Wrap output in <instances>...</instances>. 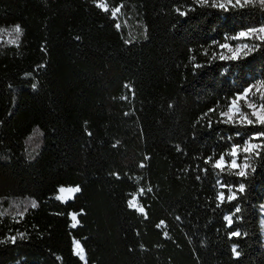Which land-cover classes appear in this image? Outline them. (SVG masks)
<instances>
[{
  "label": "trees",
  "instance_id": "obj_1",
  "mask_svg": "<svg viewBox=\"0 0 264 264\" xmlns=\"http://www.w3.org/2000/svg\"><path fill=\"white\" fill-rule=\"evenodd\" d=\"M98 2L0 0V31L22 29L0 37V264H85L75 240L87 264H264V148L245 176L212 167L264 131L220 116L264 80V36L239 37L264 6ZM242 40L248 55L219 58ZM140 189L147 218L128 206Z\"/></svg>",
  "mask_w": 264,
  "mask_h": 264
},
{
  "label": "snow or ice",
  "instance_id": "obj_2",
  "mask_svg": "<svg viewBox=\"0 0 264 264\" xmlns=\"http://www.w3.org/2000/svg\"><path fill=\"white\" fill-rule=\"evenodd\" d=\"M195 2L201 6H206L209 4V0H195ZM250 2H251V0H243V3H242V0H212L211 6L227 10L229 6H231V7H237V6L244 7L246 4H248ZM260 3H261V5H264V0H260ZM96 6L98 8H101L105 12L109 11L108 5L106 2H104V0H100V2L96 3ZM122 7H123V5H120L119 7H116V8L111 10L112 18L117 17V14L120 13ZM177 12H179V14L181 16L186 15V13L184 11H181L179 8L177 9ZM115 27L117 29H119L120 24L117 23L115 25ZM13 31L16 34V39L11 40L10 43H16V40H18L19 36L22 35V29L20 28L19 25H17ZM257 32L264 33V27H261L259 29L253 28V29H250L248 32H241L240 36L252 35V34H255ZM236 38L237 37H233V39H236ZM262 39H264V37H262ZM219 47L220 48H227L228 51L230 53H232L231 55H225V54L221 53L219 55V58L220 59H229V60L238 59L241 50L243 48H248L247 45H242V46L237 47L236 49H232V48H229V46L227 44L220 45ZM251 50H252L251 48H248V51L244 52L243 54L246 56V55H248V52H250ZM205 54H207V53H205ZM215 58H216V55H213L212 59H215ZM193 59H194V57H193ZM195 67H200V65H195ZM33 87H35V85H33ZM125 87H129V85H125ZM253 88H256L257 91H261L262 89H264V81H262L260 83V85H258V86L253 85L250 88L244 89L243 93L240 96H238L232 100L231 104L228 107V110L220 113V116L222 118L223 123H234V124L238 123L241 125H259V126L264 127V103H260L258 106H257V104H254V103H247V107L249 109H251V111L249 113L242 112L237 105V101L245 99V97H247L248 93L252 92ZM260 99L264 100V94L261 95ZM252 139L264 140V131H260L258 133L253 134ZM252 139L247 141L242 149L239 146H233L232 150L227 154V155L232 157L230 162H226L224 159V156H221L218 160L215 161V163L212 164V167L220 169V171H224V166L227 163V167L229 168V170L239 169L235 174L238 176H245L246 175L245 169L249 167V165L247 163V160L249 159V157L248 156L245 157L244 163L241 166L240 164L237 163V159H236L237 154L239 152L243 151L244 153L255 152L256 155H259V152L257 150L264 148V144L252 143ZM206 162H211V158H209V161H206ZM140 166L143 167L144 165L141 164ZM221 187H227V186L221 185ZM58 191H59V195L56 196V199L61 200L62 202H67V199L72 198L73 194L79 193L81 191V189L79 186L68 187V188L60 187L58 189ZM143 191H144V189H140L141 194L143 193ZM148 191H151V189L149 188ZM239 191H241V192L244 191V185L243 184L240 185ZM228 192L230 193V195L227 196V199L229 201L236 198L235 193L232 191V189L230 187L228 188ZM218 199L221 203L224 202L225 195L223 192H221L219 194ZM31 206L36 207L35 201L31 202ZM128 206L130 208L136 209L138 212H140L142 214H145V218H147L144 208L138 204L135 197L128 202ZM217 206H219V205H217ZM235 211L239 212L240 209L236 208ZM20 215L22 216L23 213H20ZM71 220L73 221L71 227H76L77 223H79V221L77 220V214H75V213L71 214ZM225 220L227 221L228 225L231 226L232 217L231 216H225ZM162 224H163V221H161V225ZM157 226L160 227V225H157ZM164 235L167 236V233H164ZM231 235L232 236H239L240 233L234 231L231 233ZM10 240L12 243H15L16 237L15 236L10 237ZM0 242H2V241H0ZM74 251H75V255L79 256L80 259L82 261H85V264H87L84 249H83L80 241H74ZM232 251L237 256L239 255V253L236 251L235 247H233Z\"/></svg>",
  "mask_w": 264,
  "mask_h": 264
},
{
  "label": "rangeland",
  "instance_id": "obj_3",
  "mask_svg": "<svg viewBox=\"0 0 264 264\" xmlns=\"http://www.w3.org/2000/svg\"><path fill=\"white\" fill-rule=\"evenodd\" d=\"M255 1H257V2H259L260 3V0H251V2H255ZM242 3H243V0H242ZM264 6V5H263ZM109 8V7H108ZM121 15H122V12L120 11V13H118L117 14V17L115 18L116 20H117V22L120 24V28H121V25H122V21H121ZM255 29H259V28H255ZM14 29H10V30H1L0 31V37L2 38V39H4V40H7V41H11V40H14V39H16V34L14 33V31H13ZM249 30H247V31H243V32H248ZM262 36H264V33H259V32H257V33H255V34H252V35H245V36H240V34H239V37L240 38H247V37H262ZM228 46H229V48H232V49H236L237 47H239V46H242V45H247L248 46V44L244 41V40H242L241 42H239L237 45H231V44H227ZM227 49V48H226ZM247 48H243L242 50H241V52H240V54L241 53H243L245 50H246ZM227 52H229L228 51V49H227ZM229 54L231 55L232 53H230L229 52ZM239 54V55H240ZM262 81H264V80H260V81H257V82H255V83H253L252 85H250L248 88H250V87H252L253 85H260V83L262 82ZM247 89V88H246ZM242 93H240V94H238L237 95V97L238 96H240ZM262 94H264V89H262L261 91H257V89L256 88H253V90H252V92H249L248 93V95H247V97H245V99H242V100H238L237 101V105H238V107L240 108V110L242 111V112H245V113H249L250 111H251V109H249L248 107H247V103H254V104H257V106L260 104V103H264V100H261L260 99V97H261V95ZM252 143H255V144H257L256 142H254V141H252ZM241 149L243 148V146L242 147H240ZM244 154H248V153H244L243 151H241V152H239L238 154H237V163L238 164H240L241 166L243 165V163H244V160H245V157H246V155L245 156H243ZM225 159V158H224ZM225 161H226V159H225ZM227 162V161H226ZM227 166V163L225 164V166L224 167H226ZM236 170H239V169H236ZM69 187H73V186H69ZM65 188H68V187H65ZM76 194V193H75ZM75 194H73V196H72V198L74 197V195ZM139 194H140V191H139V193H136V194H134L133 196H132V198L131 199H133L134 197L136 198V200H137V202H138V204L141 206V204H140V202H139ZM57 195H59V191H58V194ZM56 195V196H57ZM67 195V194H66ZM69 199H71V198H69ZM69 199H67V200H69ZM130 199V200H131ZM261 211H262V221H261V225H262V233L264 234V203L262 204V206H261ZM228 216H230V215H228ZM75 241H78V240H75ZM82 245V244H81ZM83 247V246H82ZM236 248V247H235ZM84 249V248H83ZM84 253H85V251H84ZM85 257H86V254H85Z\"/></svg>",
  "mask_w": 264,
  "mask_h": 264
}]
</instances>
